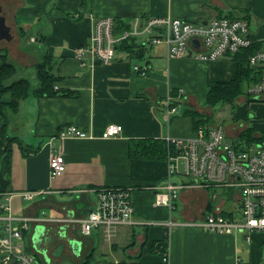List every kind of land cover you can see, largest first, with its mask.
I'll use <instances>...</instances> for the list:
<instances>
[{
    "label": "crops",
    "instance_id": "1",
    "mask_svg": "<svg viewBox=\"0 0 264 264\" xmlns=\"http://www.w3.org/2000/svg\"><path fill=\"white\" fill-rule=\"evenodd\" d=\"M261 1L0 0L10 27L6 37L0 35V52L7 51L17 72L21 68L22 77L31 84L35 81L33 87L39 83L36 65L45 55L52 58L54 72L60 77L56 93L31 94L15 111L4 107L6 118L0 108V191L40 192L33 200L13 199L16 215L45 219L30 221L23 238L25 247L40 259L39 264L44 263L33 241L38 224H45L55 235L64 229L68 240L76 238L80 247L68 251L81 255L83 260L101 253L96 264H260V234H252V241L247 243L249 250L245 251L237 232L166 225L171 217L176 221L201 220L217 207L226 212L225 199L213 195L210 188L182 189L172 211L155 203L156 192L166 183L167 171L166 158L158 152L160 142H166L168 136L190 137L196 131L190 116H179L178 92L186 87L198 92L212 82L231 78L236 69L232 56L210 62H199L190 54L168 57L161 43L146 45L139 59L117 48L112 63L84 66L76 49L91 41L98 17L113 16L124 23L159 15L193 21L226 14H247L250 18L246 12L258 8ZM251 32L255 40L264 41V25ZM135 64L148 65L147 75L134 70ZM26 69L33 80L26 76ZM168 95L173 96L171 106L176 108L171 114L167 112ZM191 98L186 103H191ZM2 100L9 102L11 94H4ZM111 123L122 124V132L102 138ZM67 124L87 130L89 137L64 140L66 169L52 177L53 146L49 139ZM102 186L133 188L134 222L119 227L110 238L104 227L84 235L78 222L68 220L86 216L96 205V189ZM179 201L184 207L179 208ZM175 211L177 216L173 215ZM100 239L104 241L98 243ZM165 249L168 262L162 260ZM68 251L64 250L65 254ZM244 254L249 261H244Z\"/></svg>",
    "mask_w": 264,
    "mask_h": 264
},
{
    "label": "built area",
    "instance_id": "2",
    "mask_svg": "<svg viewBox=\"0 0 264 264\" xmlns=\"http://www.w3.org/2000/svg\"><path fill=\"white\" fill-rule=\"evenodd\" d=\"M250 23L240 16H218L206 21H193L159 15L136 17L128 23L127 29L116 32L115 17H98L94 21L91 41L80 45L76 49V56L84 66L110 64L115 59L118 46L134 38L144 46L163 43L168 57L190 54L199 61L210 62L232 56L252 45L255 38ZM194 39L198 46L192 44ZM249 63L261 73L260 79L252 83L248 91L253 100L264 102V44L250 54ZM134 70L143 76L147 75L148 65L135 64ZM178 93L181 97L184 91L181 89ZM172 100L173 96L168 95V114L176 110L171 106ZM250 118L264 124V120L260 121L263 118L261 115L252 114ZM253 129L255 139L249 143L242 139L227 142L225 128L212 122L200 123L195 135L190 137H166V183L163 190L156 192L157 205L164 204L170 211L174 210L182 189L193 186L233 189L235 200L232 204L236 205L234 210L227 209L226 212L217 207L201 220L176 221L171 217L166 222L169 228L192 225L215 233L242 232L249 243L253 233L264 234V129ZM122 130V124L111 123L101 137H116ZM86 137H89L87 130L67 124L49 139L53 146L50 155L52 177L61 175L66 169L64 140ZM174 176H178L179 180H174ZM132 192L131 186L99 187L96 189L95 207L86 216L68 220L78 222L84 235H89L95 228L104 227L110 238L119 227L134 222ZM39 193L29 189L0 191V264H39L35 261L36 254L25 247L23 238L30 221L45 219L16 215L13 207L15 197L33 200ZM162 260L169 261L166 249Z\"/></svg>",
    "mask_w": 264,
    "mask_h": 264
},
{
    "label": "trees",
    "instance_id": "3",
    "mask_svg": "<svg viewBox=\"0 0 264 264\" xmlns=\"http://www.w3.org/2000/svg\"><path fill=\"white\" fill-rule=\"evenodd\" d=\"M223 16L233 17L235 15L226 14L221 15L220 17ZM240 17L250 20L247 14ZM127 28L128 23L116 19V32H120ZM263 44V41L255 40L249 47L242 48L238 52L232 54V59L236 62L235 74L230 79L217 80L208 85V90L206 92L207 104L216 105L218 103H230L234 105L235 98L244 95L248 87L260 79L261 70L257 71L250 65L249 56L257 49L261 48ZM118 48L122 51L128 52L131 58L135 59L142 58L146 49L144 45L138 43L134 38L123 41ZM16 74L17 67L9 59L7 51L0 52V108L3 118L7 117L4 107H8L12 111H15L18 109L21 100L31 94L43 96L52 95L57 92L55 87L56 82L59 81L60 77L54 72L53 60L48 55H45V57L36 65V74L39 82L36 87L32 86L28 78L21 77L13 79ZM6 93L11 94V100L7 103L2 100L3 95ZM185 114L192 118L195 127L200 123L208 121L207 119H201L200 113L193 108H187ZM240 138L246 140L247 143L251 142L255 139L254 129L251 127H245L240 133ZM151 151L154 152L155 149L152 148ZM158 152L162 158H166V142H160ZM164 247L165 244L162 245V248Z\"/></svg>",
    "mask_w": 264,
    "mask_h": 264
},
{
    "label": "rangeland",
    "instance_id": "4",
    "mask_svg": "<svg viewBox=\"0 0 264 264\" xmlns=\"http://www.w3.org/2000/svg\"><path fill=\"white\" fill-rule=\"evenodd\" d=\"M256 9H251V11L246 12L250 15V28L252 31H258L262 25H264V0L257 3ZM239 14H244L243 11H240ZM29 40V36L27 37ZM26 40V39H25ZM34 45L33 43H31ZM36 45V44H35ZM6 51L2 50L1 52ZM199 61V60H198ZM200 62V61H199ZM17 66H20L17 64ZM23 69L20 68V71L17 72L15 77L13 79H16L18 77H22L23 74ZM26 76H28L30 79H32L31 74L28 72L26 69ZM234 76V75H233ZM232 76V77H233ZM230 79V78H229ZM33 80V79H32ZM35 81H32V84H34ZM208 90V87L206 86L202 90L198 92L194 91H189V88H184V93L181 97H179V116H183L185 114V110L187 107H194L197 109V111L200 113V118L201 119H207V122H212L214 124L221 125L225 128L227 132V142H234L236 140H241L240 138V133L245 127H251L255 128L257 131H260L261 129H264V124L257 121L254 122L251 120L252 114L255 115H261V117L264 118V102H261L257 99L253 100L252 95L249 93L248 89L244 95H241L239 97H236L234 100V105L230 103H218L216 105H210L206 103V92ZM251 95V96H250ZM189 97L191 98V103L187 102L189 100ZM205 99V100H204ZM263 118H260L261 120H264ZM239 134V135H238ZM179 179L178 176H174V180ZM209 189V188H208ZM211 193L214 195H218L219 198L222 197L225 199V208L226 209H235L236 205H233L232 202L235 200L232 196L233 194V189L230 188H219V187H212L210 188ZM180 202V201H179ZM184 207L183 204L180 202L179 208ZM237 213V210L235 211ZM174 216H177L178 214L176 211L173 214ZM80 232V231H79ZM238 233V239H239V244H243V248L245 251H248V244L246 240H243L242 237H244L243 233L237 232ZM254 234H260L262 238V247L260 249L262 252V259L260 260V264H264V234L262 233H254ZM255 238V235H253ZM29 245V237H27L26 240ZM99 241L98 243L103 242V239L97 240ZM60 243H56L52 245L51 247V252H52V258L55 264H96L97 260H99L102 257V254L99 252H96L95 257L91 259V256L88 255V259L83 260V257H80L78 255H74L72 252L68 251L70 248L67 245V242L62 243V245H59ZM66 252V249L69 254H65L64 250ZM244 261H249L248 255H243ZM35 261L37 263H41L40 259H38V256L35 257ZM42 261L44 264L46 262L42 258ZM85 262V263H83Z\"/></svg>",
    "mask_w": 264,
    "mask_h": 264
},
{
    "label": "flooded vegetation",
    "instance_id": "5",
    "mask_svg": "<svg viewBox=\"0 0 264 264\" xmlns=\"http://www.w3.org/2000/svg\"><path fill=\"white\" fill-rule=\"evenodd\" d=\"M67 238L68 237L66 236L64 229H61L57 235H55L51 230L46 231L44 234H41L37 242L34 243V250L41 257V259H44L46 263L55 264L51 253L52 245L56 243H60L59 245H62V243L66 241L67 245L72 247V249L75 251H77V249L80 247L76 238H72L70 240Z\"/></svg>",
    "mask_w": 264,
    "mask_h": 264
},
{
    "label": "water",
    "instance_id": "6",
    "mask_svg": "<svg viewBox=\"0 0 264 264\" xmlns=\"http://www.w3.org/2000/svg\"><path fill=\"white\" fill-rule=\"evenodd\" d=\"M10 27L6 24V16L5 11L0 7V35L1 36H7V32H9ZM192 44L198 46L197 41L194 39L192 40ZM50 228H47L45 224H38L35 228V232L33 235V241L34 243L37 242L41 234H44L46 231H49ZM74 242V241H73Z\"/></svg>",
    "mask_w": 264,
    "mask_h": 264
}]
</instances>
